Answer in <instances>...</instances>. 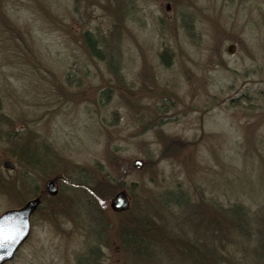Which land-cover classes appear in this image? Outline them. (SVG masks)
<instances>
[{"label":"rangeland","instance_id":"obj_1","mask_svg":"<svg viewBox=\"0 0 264 264\" xmlns=\"http://www.w3.org/2000/svg\"><path fill=\"white\" fill-rule=\"evenodd\" d=\"M25 144L53 163L22 165ZM84 186L100 188V234ZM122 191L129 210L115 214ZM36 195L4 264H75L91 247L98 264H130L121 236L141 220L180 264L170 241L193 239L196 210L209 218L202 252L212 221L227 230L222 210L264 211V0H0V215ZM225 241V256L252 264Z\"/></svg>","mask_w":264,"mask_h":264},{"label":"trees","instance_id":"obj_2","mask_svg":"<svg viewBox=\"0 0 264 264\" xmlns=\"http://www.w3.org/2000/svg\"><path fill=\"white\" fill-rule=\"evenodd\" d=\"M84 42L86 43L87 52L91 56L102 59V52L100 49H103V47L97 40H92L91 37L86 34L84 36ZM45 152L46 151L44 150H33L25 144L19 150V155H17V157H19L18 161L22 165H28L31 168L44 169L46 166H48L49 161L53 163L51 158L45 157ZM24 183L25 182L22 184ZM97 187L99 186H84L83 188L95 202L94 204L87 206V213L90 219L94 222L92 228H94V230L100 234L102 229L100 222H96L94 219L95 216L93 214V206H95L98 201H103L99 191L100 188L98 189ZM95 188H97V191H95ZM111 190V194H114V188ZM34 197L41 198V195H36ZM174 202L178 201L176 200ZM238 207L240 206L233 207L232 205L229 207L228 211L222 210V213L227 212L229 216L225 220V228L227 229L225 234L221 233L222 230L221 232L219 231V226L217 223H214L213 221L211 222L210 226H212L213 229V234H211V236H215L217 240L215 239L213 243H210L211 250L205 249L203 252V249L201 250V248L205 240L198 230L199 228L206 226L209 218L201 217L200 215L202 214H200L197 210L196 212H193L195 216L197 214V219H200V224L197 226V228L195 227V236L193 239L188 240V237H185L187 239L185 240L183 236H180L181 240H176V243L170 241L171 245H175L173 248L177 249L174 254H183V260L180 262V264H213V262H216L215 264H222L224 259L226 264H236L235 260L229 259L223 254L222 247H224L223 243L225 240V242H228L229 246L234 247L235 250L237 248L241 249L239 251L244 254L242 259H249L252 264H264V211L260 209L252 212L248 209L241 210V208ZM141 217H145V215L140 214L139 220ZM146 221L147 220H141L139 224L134 226L135 228L128 229L124 235L121 236L122 245L126 247L129 252L128 254L130 261L128 262L130 264H175L173 260L169 259L170 256L173 255L172 253H167V249H163L165 252H162L161 247L164 244V238L161 229L157 231L158 228L147 227ZM176 235L177 236L172 238L176 239L180 234ZM152 239H155V241L152 242ZM234 239H237L236 242ZM194 251L201 253H199L200 255L198 262L192 263V260H189V255L192 256V252ZM163 257L167 259H164ZM74 262L75 264H98L97 247H91L84 251V253L76 254L74 256ZM237 263L240 264L239 262Z\"/></svg>","mask_w":264,"mask_h":264},{"label":"water","instance_id":"obj_3","mask_svg":"<svg viewBox=\"0 0 264 264\" xmlns=\"http://www.w3.org/2000/svg\"><path fill=\"white\" fill-rule=\"evenodd\" d=\"M233 46L226 50L228 55L232 54ZM142 164L134 162V168L138 170ZM4 167H13L10 163H5ZM46 193L55 197L57 188L53 181L45 184ZM40 204L38 198L26 202L21 208L9 210L0 215V264L10 261L20 246L27 239L30 232V219ZM109 208L114 213H123L129 209V200L125 192L117 193L110 201Z\"/></svg>","mask_w":264,"mask_h":264}]
</instances>
